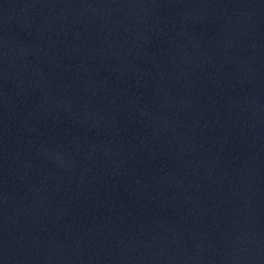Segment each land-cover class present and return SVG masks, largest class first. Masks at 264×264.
Instances as JSON below:
<instances>
[{
    "label": "water",
    "instance_id": "95a60500",
    "mask_svg": "<svg viewBox=\"0 0 264 264\" xmlns=\"http://www.w3.org/2000/svg\"><path fill=\"white\" fill-rule=\"evenodd\" d=\"M0 264H264V0H0Z\"/></svg>",
    "mask_w": 264,
    "mask_h": 264
}]
</instances>
